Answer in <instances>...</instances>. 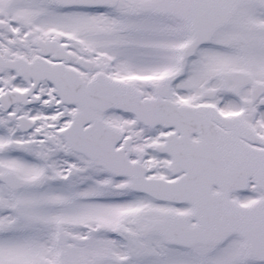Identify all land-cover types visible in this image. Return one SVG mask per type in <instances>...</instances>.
I'll return each mask as SVG.
<instances>
[{"label":"rangeland","instance_id":"1","mask_svg":"<svg viewBox=\"0 0 264 264\" xmlns=\"http://www.w3.org/2000/svg\"><path fill=\"white\" fill-rule=\"evenodd\" d=\"M132 1L120 0L113 9L66 7L52 0H0V20L11 24L10 30L0 31V54L30 60L35 39L58 37L71 52L89 58L92 65L85 67L93 70L85 74L87 79L98 70L151 94L149 82L159 84L170 77L173 100L190 103L201 101L210 88L218 92L215 104L228 101L216 76L221 71L253 64L250 61L264 69V9L258 3H242L210 43L186 59L182 50L193 40L187 24L173 16L142 13L143 0L130 5ZM30 83L0 68V95L25 91ZM37 94L42 102L34 106L17 104L10 112L0 106V174L19 178L14 189L0 183V264H259L235 236L223 245H211L209 254L197 259L189 255L206 248L188 255L148 233L155 219L185 207L136 194L129 189V178L114 177L85 155L70 151L62 131L78 108L63 105L48 82L41 83ZM179 94H184L182 99ZM51 97L57 98L54 107ZM226 106L223 113L233 109ZM22 115L34 121L33 130H20L17 118ZM102 117L134 139L132 157L143 160L151 177H171L169 157L154 148L164 142L167 130L147 129L114 110ZM71 167L75 173L69 176ZM41 176L45 182L38 186ZM261 195L252 189L235 197L246 204ZM95 256L105 260L96 261Z\"/></svg>","mask_w":264,"mask_h":264},{"label":"water","instance_id":"2","mask_svg":"<svg viewBox=\"0 0 264 264\" xmlns=\"http://www.w3.org/2000/svg\"><path fill=\"white\" fill-rule=\"evenodd\" d=\"M64 4H104L110 0H56ZM243 2L264 0H156L145 8L170 12L182 17L190 26L193 43L185 56L195 55L198 47L208 43L213 33L228 23ZM9 23L0 21V30ZM35 45L41 56L30 62L23 57L5 58L0 54V68L16 71L20 77L34 82L28 90L8 91L0 96L5 111L14 104L32 105L41 101L35 95L39 83L52 82L61 99L79 110L71 124L62 131L69 150L84 154L92 162L117 177H129L130 189L149 197L177 204H190L188 215L170 213L151 225L150 232L163 233L168 242L181 247L197 244H222L237 235L246 250L264 263V197L244 206L232 194L247 191L251 182L264 194V142L255 139L254 130L238 116L225 117L213 105H178L170 100L172 80L150 84L154 98H143L135 85L99 73L86 83L73 68L61 62L52 64L45 56L69 61L71 55L58 44V39H37ZM53 53V54H52ZM224 82L229 75L220 73ZM225 88V86H224ZM54 105V99L51 100ZM118 110L132 114L136 122L149 128L162 125L176 131L166 136V144L157 147L173 158L170 172L175 180L148 178V168L142 160L132 162V139H124L125 132L107 123L99 113ZM20 129L30 131L34 123L26 116L18 117ZM200 138L193 141V136ZM123 146L117 149L120 142ZM259 143L261 149L251 144ZM75 170L70 172L73 175ZM9 188H17L15 173L0 175ZM45 177L36 184L42 186ZM215 189H217L215 191ZM195 220V226L190 225Z\"/></svg>","mask_w":264,"mask_h":264},{"label":"flooded vegetation","instance_id":"3","mask_svg":"<svg viewBox=\"0 0 264 264\" xmlns=\"http://www.w3.org/2000/svg\"><path fill=\"white\" fill-rule=\"evenodd\" d=\"M116 1H117L116 2L117 4H115V5H112L111 3H107L105 6L111 7L114 9L120 4V0H116ZM152 1H155V0H143V1L139 2V5H140L139 7L142 10V13L152 14L155 16L170 15V14H161L159 12L152 11L150 9L147 10L146 8H144L142 6L143 4H146V3H149ZM134 3L135 2L133 0L130 3V5H133ZM94 8H97V7H94ZM115 14L118 16L117 13H115ZM170 16H173V15H170ZM174 17H176V16H174ZM115 18H117V17H115ZM176 18H178V17H176ZM187 46L188 45H186L182 50L183 56H184V49ZM196 56H197V54H196ZM262 59H263L262 61H264L263 57H262ZM250 62L253 64H250V63L246 64L245 63V65L243 67L235 68L232 70L227 69V70L222 71V72H226L229 75L228 79L225 81V85H223L224 82H220V80H219L221 90L226 95V98L228 99V101H226V100L220 101V102H217L215 104L214 101H218V99H217L218 92L214 88H210L209 90H206L204 92V98L200 99L201 101H198V103H196V104H204V105L213 104L217 107H220L221 109L219 108V110L222 112L223 111L222 107L226 106L228 103V106H230L233 109H230L228 107L229 108L227 110L228 112L227 113L222 112V114H224L225 116H228V117L238 116L240 121L245 122L254 130L255 139H258L261 142H264V69H261L258 66L259 63H257V62H254V61H250ZM223 86H225V90L223 89ZM208 98L210 100H212L213 102L207 103L204 101V100H207ZM226 109H227V106H226ZM166 134H167V132H166ZM166 134H164V136H162L163 140L165 139ZM194 140H198V138L194 137ZM251 146L256 148V149L261 148L259 143L251 144ZM167 179H172V177L167 178ZM240 194H246V193H241V192L235 193V194H233V197L236 198L235 196L240 195ZM151 200H153V199H151ZM153 201L156 203L165 204V205L173 206V207H185V210L183 212L171 210V211L166 212V214L163 217L158 218V219H162L170 213L178 214V215H188L192 210V207L188 204L179 205V204H174V203H169V202H158L155 200H153ZM155 220H157V219H155ZM152 223H151V225H152ZM196 224H197L196 221L190 220L191 226H195ZM150 226L148 227V229L150 228ZM116 232L121 233L122 231H119L116 229ZM150 234H157V235L163 237L165 240V243L167 245L186 250L188 255H189L188 252H192L196 248L201 247L202 250H204V248H206L205 252L202 251V252L193 253V254L189 255V257L191 256L192 258H197V259H199V258L203 259L205 257V254H209L208 251H209L211 245H214V244H209V245L197 244V245H194L192 247L183 248L181 246H177V245L169 243L167 237L161 232H153ZM60 235L63 236L61 233H60ZM126 235L128 236L129 233ZM94 260L101 262V261L105 260V258H101L100 256H95Z\"/></svg>","mask_w":264,"mask_h":264}]
</instances>
